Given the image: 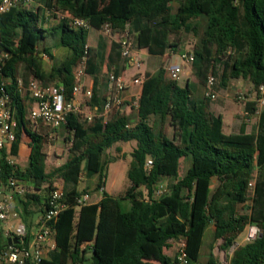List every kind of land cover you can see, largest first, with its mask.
Returning <instances> with one entry per match:
<instances>
[{
    "label": "trees",
    "instance_id": "16d2710c",
    "mask_svg": "<svg viewBox=\"0 0 264 264\" xmlns=\"http://www.w3.org/2000/svg\"><path fill=\"white\" fill-rule=\"evenodd\" d=\"M44 0L53 10L67 17L88 20L98 35L90 43V31L73 30L68 19L48 27L47 11L20 6L0 15V84L11 96L18 122L17 141L12 156L19 157L24 138L31 150L25 170L11 165L6 152L0 154L1 182L7 189L11 178L32 189L18 204L25 220L32 222L49 199L54 184L64 186L68 206L56 226L57 249L41 264H175L166 251L173 242L185 239L189 264H201L206 230L215 228V242L230 252V264H264V110L255 134L224 133V120L211 110V100L197 98L189 83L182 86L160 68L146 75L137 109L139 122L129 126L123 106L104 116L109 98L110 74L120 75L123 58L119 43L108 44L100 30L106 24L111 33L128 32L136 48L148 50L152 57H163L177 45L172 37L203 33L196 44L192 69L201 84L209 71L216 77L221 67V84L232 80L252 84L255 92L264 84V0ZM201 24V25H202ZM57 37L59 47L69 51L66 60L47 72L39 58V46ZM50 55V50L44 48ZM87 59V76L93 79L89 105L98 116L89 123L84 114H72L64 127L72 142L66 162L47 171L48 137L33 130L28 111L34 105L23 98L30 78L46 86L63 89L72 99L75 86L73 68ZM105 70L107 72H105ZM217 79V77H216ZM249 118L256 103L246 104ZM42 124V123H39ZM43 125V124H42ZM169 130L172 135H169ZM121 143L136 145L127 177L131 184L124 197L104 191L107 180L108 151ZM153 161L150 171L147 161ZM182 159H191L187 174L179 179ZM97 180L103 191L98 204L83 207L77 217L76 201L81 175ZM257 175L254 195L249 183ZM167 176L174 180L162 195L158 191ZM217 179L219 185L212 190ZM253 202V206L247 203ZM123 202H130L129 210ZM256 224L263 237L243 243L250 224ZM5 244L0 241V252ZM208 264H218L211 254Z\"/></svg>",
    "mask_w": 264,
    "mask_h": 264
},
{
    "label": "built area",
    "instance_id": "2783aa9c",
    "mask_svg": "<svg viewBox=\"0 0 264 264\" xmlns=\"http://www.w3.org/2000/svg\"><path fill=\"white\" fill-rule=\"evenodd\" d=\"M35 0H0V15L7 14L20 6H30ZM238 4V0H234ZM59 15L60 20L68 19L69 27L73 30L84 29L92 31L93 28L88 20L67 17L61 11H52ZM50 15V13L48 12ZM100 34L109 37L111 28L108 24L100 30ZM131 36L128 32L124 33L123 39L119 42L121 56L124 60L133 59V48ZM43 58L48 60L49 56L43 54ZM190 65L194 62L193 55L184 57ZM136 66L140 68L141 62ZM87 59L73 68L75 86L72 93V99H68L63 94V89L53 85L46 86L40 80L31 78L26 86L19 82V92L22 97L30 96L34 105L28 111V119L31 123L43 125L58 131L65 126L68 118L72 114H84L85 119L91 123L98 116L97 108L91 107L89 103L93 97V82L87 76ZM184 72L183 67L173 66L167 71V76L172 81L179 82ZM90 83V84H89ZM135 84L143 85V81L134 80ZM217 79L211 73L208 77L205 87V97L211 101H216L218 94L216 91ZM7 84H0V154L6 152L11 165L16 166V158L12 156L13 145L17 141L18 122L16 120L15 109L12 105L11 96L5 90ZM126 82L115 74H110L109 98L104 107V116L109 115L113 110L124 105L123 94L126 91ZM255 117L259 118L264 110V84L259 87L255 100ZM139 106V102L136 103ZM249 113L245 110L243 118L249 119ZM153 167V161L149 159L146 164V170L150 171ZM86 178L81 175V180ZM257 182V175L249 183V195H254ZM27 186L18 179L11 178L9 186L5 189L1 182L0 166V241L5 244V248L0 252V264H41L46 260L49 254L57 249L55 226L61 214L68 209L64 201V186L62 183H56L53 186L49 199L42 205V211L33 219L32 222L25 220L24 214L18 204V199H25L29 193ZM163 189V187H162ZM167 192V191H166ZM164 193L161 190L158 195ZM91 204L90 193H85L76 201L77 217L80 210ZM260 228L256 224H250L243 243L253 242L259 238ZM9 241L18 243L9 244ZM179 248L175 257V264H189L187 253V243L185 239L179 241ZM239 247H233L234 251Z\"/></svg>",
    "mask_w": 264,
    "mask_h": 264
},
{
    "label": "crops",
    "instance_id": "0c3cea01",
    "mask_svg": "<svg viewBox=\"0 0 264 264\" xmlns=\"http://www.w3.org/2000/svg\"><path fill=\"white\" fill-rule=\"evenodd\" d=\"M44 2V0H42ZM47 4V3H46ZM179 4V0L174 3V7L177 8ZM47 9H51L49 5H46ZM46 9V10H47ZM57 11V10H56ZM56 20L59 19V15L55 14ZM199 30L204 28V25L202 24V21L199 20ZM202 24V25H201ZM198 33H188V34H183L179 36V40L177 43V48L174 49V51H169L167 54H165L163 57H152L149 55L148 50H139L136 48L135 45V40L132 38L131 43H132V48H133V59L134 61L131 60H124L123 63L121 64L120 68V75L125 82H126V91L123 94V100H124V107H123V112H125L127 119L129 121V126L132 128L134 127L138 122H139V117H138V112L137 109L138 107L136 106V103L139 102L141 94H142V89L143 85L135 84L134 80L139 79L144 82L145 76L146 75H154L156 74L160 68H165L167 71L173 66H181L184 69V72L182 76H186L187 79H189L190 87L193 90L195 96L197 98H203L205 96V86L201 84L199 81H197L194 77H191V67L190 64L185 61L184 57L188 56L190 52L195 50L196 44L199 42V38L202 34V31H199ZM124 37L123 33L120 32H113L109 36L108 44L111 46L113 43H119ZM175 41L174 39L171 38V42L173 43ZM95 44V43H94ZM92 44V45H94ZM46 48V47H45ZM49 49V48H48ZM65 49V48H62ZM50 50V49H49ZM67 50V49H66ZM40 51V50H39ZM58 51L56 50H50V55L47 53H42L39 54V58L42 62V65L44 69L47 72H51L53 70V67L50 69L46 67L45 64H48L52 59H55L57 56ZM43 54H47L49 56V59L46 60L43 58ZM137 62H141L140 68L136 66ZM105 72H107L105 70ZM181 76V77H182ZM90 82H93V79L90 78ZM90 84V83H89ZM183 86V85H182ZM245 86L239 82L237 86H234L232 89L234 91H243L245 90ZM109 92V91H108ZM226 100L224 104H216L213 106V111L217 115H221L224 120V133L227 135H238V134H255L257 133L258 130V121L259 118L252 116L249 119H244L243 118V112L245 111V102L240 101L239 103H236V101L233 99L232 94H227L226 95ZM257 93H255V96L253 99H256ZM33 125H36L32 123ZM45 126V125H44ZM47 127V126H46ZM25 139V138H24ZM22 142V145L20 147V154L19 157L22 155L23 147H24V140ZM30 140H28V146L30 145ZM136 145L134 143H121L115 145L113 149V156L115 157V160L110 162L109 165L107 166V180H106V185L104 188V191L107 192L110 196L118 198L117 196L121 192L122 187H130L131 184L119 186L118 185V180L122 179L126 174L128 173L130 164L132 162V153L135 149ZM17 158V159H18ZM182 161H188L189 166L188 170L190 169V159H182L180 161V166ZM187 170V172H188ZM186 172V174H187ZM185 174V175H186ZM111 175V183H110V189L107 188V183H108V177ZM184 175V176H185ZM183 176V177H184ZM182 177V178H183ZM128 178V177H127ZM86 178L82 179L80 182H83ZM87 180V179H86ZM91 183V185H96L97 180L92 179V180H87ZM219 185V182L217 179H214L211 185L212 190L216 189ZM163 189L166 187L165 181L162 183L161 188ZM80 189V187H79ZM81 191V190H80ZM117 192V195H112L111 192ZM103 193V191H102ZM102 193L100 194V197L97 201H93V196L91 195V204H98L101 199H102ZM95 197V196H94ZM97 197V196H96ZM249 206H253V202L249 201L247 203ZM130 208V207H129ZM37 215H35L36 217ZM34 217V218H35ZM212 226V225H210ZM210 226L206 230L205 235H207V240H208V232L210 230ZM212 232L213 235L215 234V228L212 226ZM205 237V236H204ZM204 242V240H203ZM207 244V243H206ZM202 255V252H201ZM201 264H205L202 263ZM208 264V262L206 263Z\"/></svg>",
    "mask_w": 264,
    "mask_h": 264
},
{
    "label": "rangeland",
    "instance_id": "374dc122",
    "mask_svg": "<svg viewBox=\"0 0 264 264\" xmlns=\"http://www.w3.org/2000/svg\"><path fill=\"white\" fill-rule=\"evenodd\" d=\"M46 5L47 4L45 2H43L42 0H35L34 3H32L30 6H27V7H29L33 11H37L39 8H43L45 11H47V13L49 12L50 15L48 14V16H49L48 27L51 28V27H54L58 21L56 20V17L54 16L55 14L52 12V10L47 9ZM199 31H202V33H203V30L200 29ZM181 35H183V34H181ZM97 38H98V35L96 36V33L94 31H91L90 36H89L90 43L94 44L97 41L96 40ZM106 38H107V40L110 39L109 37H106ZM172 39L175 40V41H173V43L175 44L179 40V36L172 37ZM45 47L49 48L52 51L53 50L58 51L56 58L52 59L48 64H45L46 67L49 69L51 67L62 64L66 60V58L69 54L68 50L62 49L61 47H59V41H58L57 37H51V38H48L46 41H44V43H42L39 46V50L41 53L43 52ZM189 55H191V54H189ZM190 67H191L190 68L191 69V77H194L197 80V78L194 76L192 65H190ZM221 71H222V68L217 67V69H216V74H217V76H216L217 77L216 91L218 94V98L216 101L211 102V110L213 111V106L216 104H224L225 100L227 98L226 97L227 94H232V97L236 101V103H239L240 101H244L245 102V110H246V104L253 103L256 100V99H253L255 96V93H256L254 87L252 86V84L250 82L244 81V80H232L231 82H229L227 87H223L221 84ZM210 74H211V71H209L208 76ZM30 79H29V81H30ZM239 82H241L245 86L244 87L245 90H243L241 92L240 91H234L232 88L234 86H237ZM179 83L184 86L186 83H189V79H187L186 76H182ZM204 86L206 87V84ZM26 97L27 96L24 95L23 98H26ZM32 128H33V130L38 131V133L40 135L48 137V139H47L48 140L47 151H46L47 152V171L52 172L55 169L61 167L66 162V159H67V156L69 153V149L72 145V142L68 141V139H70V135L66 132L64 127L60 128L58 131H54L51 128H48L42 124H36V125H32ZM169 135L170 136L172 135L171 130H169ZM24 140L25 141H24V147H23L22 155L20 156V158H18V159L16 158V160H15L16 166L20 170H25L28 167L29 157H30V153H31V150H30L28 143H27L29 138H25ZM113 152H114L113 149L108 151V155H107L106 159H107V161H109V163L115 160V157L113 156ZM190 162H191L190 163V167H191V165H192L191 159H190ZM188 166H189L188 161H182L181 166L179 167V179H181L186 174V172L188 170ZM111 181H112V179H111V175H110L108 177V183H107L108 189H110ZM173 181L174 180L172 179V177L167 176L165 178L166 187L164 189L160 188L159 191L161 190L162 193H165L168 190V187H167L168 184H170ZM127 184H129V180H128L127 174H126V176H124L122 179L118 180V185L123 186V185H127ZM79 187H80L81 191H84L85 193H90V195L93 196V201H97L100 197V194L102 193V191H97L96 185H91V183L89 181H87L86 179L83 180V182L81 183V185ZM26 189L29 192L32 191V189H30L28 187ZM128 189H129V187H125V186L122 187L121 192L119 193V195L117 197L118 198L124 197V195ZM111 193H112V195H117V192H115V191L111 192ZM129 207H130V202H123V209L125 211L129 210ZM32 209H33L32 211L35 212L36 215H38L40 213V209H38L37 207H33ZM212 231H213L212 226H210V230L208 232V240H207V235H205V237H204L201 262L206 264L207 262H209L211 254H213L214 258L218 264H230V257L233 254V249H231L229 253L221 250L222 241L215 242L214 235H213V233H211ZM245 235H246V233H245ZM178 243L179 242H173L171 244L172 247L166 251L167 255H169L173 260L175 259L176 255H177V251L179 248ZM85 264H92V263L86 262Z\"/></svg>",
    "mask_w": 264,
    "mask_h": 264
},
{
    "label": "water",
    "instance_id": "95a60500",
    "mask_svg": "<svg viewBox=\"0 0 264 264\" xmlns=\"http://www.w3.org/2000/svg\"><path fill=\"white\" fill-rule=\"evenodd\" d=\"M259 237L260 238H262L263 237V232H261V234L259 235ZM12 243H15V244H17L18 242L17 241H9V244L11 245Z\"/></svg>",
    "mask_w": 264,
    "mask_h": 264
}]
</instances>
